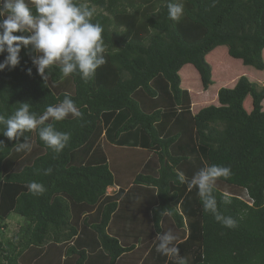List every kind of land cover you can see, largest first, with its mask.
Segmentation results:
<instances>
[{
	"label": "trees",
	"instance_id": "1",
	"mask_svg": "<svg viewBox=\"0 0 264 264\" xmlns=\"http://www.w3.org/2000/svg\"><path fill=\"white\" fill-rule=\"evenodd\" d=\"M74 2L104 29V66L87 80L79 69L64 77L59 64L41 75L38 52L28 44L15 67L0 70V116L27 103L39 119L65 98L81 113L49 118L12 140L0 124V229L12 214L25 220L19 243L0 242V264H21L36 249L45 264H123L135 244H123V229L107 232L119 207L122 225L130 221L133 232L149 213L158 234L168 217L187 228L168 264H264V0H182L179 21L168 18L169 0ZM9 55L5 45L0 65ZM49 125L71 136L61 153L39 138ZM130 137L141 142L130 146ZM21 144L28 148L18 150ZM122 160L140 166L126 183ZM211 164L231 170L212 195L234 228L206 214L197 190H188L191 177ZM33 181L43 193L29 191ZM131 185L153 189L151 209L137 201L141 191L126 190ZM111 187L118 192L108 196Z\"/></svg>",
	"mask_w": 264,
	"mask_h": 264
},
{
	"label": "clouds",
	"instance_id": "2",
	"mask_svg": "<svg viewBox=\"0 0 264 264\" xmlns=\"http://www.w3.org/2000/svg\"><path fill=\"white\" fill-rule=\"evenodd\" d=\"M35 6L36 15L26 0H2L0 8V53L7 45L10 54L6 64L0 65V70L10 64L15 67L19 63L18 54L21 45H34L35 49L42 53L40 59L35 61L41 75L45 69L59 64L64 77L69 76L79 69L83 78L87 80L93 76L97 69L104 66L107 61L100 55L103 53L104 29L100 23H92L93 11L77 6L74 0H31ZM168 18L179 21L184 15L182 0H169L167 4ZM31 32L29 37H21L14 33ZM264 56V50H262ZM31 74V70H29ZM71 114L80 117L81 113L71 99L65 98L57 105H49L39 119L30 112V105L24 103L15 111L14 115L5 118L0 116V124L5 127L3 135L9 140L15 139L24 132H32L38 125L52 118L55 121L64 120ZM39 138L56 153H61L69 144L71 136L69 133L54 131L49 125L39 131ZM2 144V142H0ZM28 145L17 146L18 150L27 149ZM230 169L216 164L206 165L197 171L188 182V190H197L203 210L211 214L216 222L227 228L236 227V221L231 217L222 216L217 211V200L212 195L216 182L221 177H228ZM50 172V169H49ZM181 182H184L183 172L179 173ZM29 191L33 194L43 193L42 184L35 181L27 184ZM225 204H230L228 197L223 198ZM158 235V234H157ZM159 236V235H158ZM160 249L165 253L172 252L179 255L178 248L168 249L167 244L174 237L165 234L161 237ZM181 264L184 261L181 260Z\"/></svg>",
	"mask_w": 264,
	"mask_h": 264
},
{
	"label": "rangeland",
	"instance_id": "3",
	"mask_svg": "<svg viewBox=\"0 0 264 264\" xmlns=\"http://www.w3.org/2000/svg\"><path fill=\"white\" fill-rule=\"evenodd\" d=\"M27 2V0H26ZM31 3V0L29 1ZM38 52V51H37ZM42 53L38 52V60L40 59ZM258 80H260V77H257ZM261 88H264V82H261V84H259ZM188 126V125H187ZM184 128L188 129L185 125ZM189 130V129H188ZM144 137V136H143ZM131 139V137H130ZM134 140L131 139L130 141V146H133V144L135 143V141L139 144L141 142L140 139H136L133 138ZM145 139V137H144ZM129 142V141H128ZM136 143V144H137ZM153 158L155 159L154 162L152 163H156L157 162V158L155 156H153ZM140 166H138L137 164H132L129 165L128 161L122 160L120 163V170H121V176L120 179L122 180L124 178V183L128 182V180L130 179L129 176L136 174V172H138ZM148 172H150V170H147ZM146 172V171H144ZM152 173V172H151ZM142 174H144L142 172ZM153 174H158L157 171L153 172ZM128 185V184H126ZM136 186L139 187V185H131V188L134 189ZM128 191V189H126ZM118 192V187H111L107 189V195L108 196H113L115 195V193ZM238 192V195L242 196L244 199L246 198L244 195H242V193L240 191H236ZM130 193V192H127ZM134 194V192H133ZM145 194V195H143ZM136 192V199H138L137 201H139V204L142 203V207L147 206V211L149 210L148 208L151 209V198L148 197V194L151 195V197H155L153 192H148V193H144L143 192ZM246 194V193H245ZM145 196V198H143ZM248 201V200H247ZM74 210V209H73ZM78 209H75L73 211L77 212ZM120 214H115L114 216H118ZM132 215V214H131ZM129 215V216H131ZM152 215V214H151ZM150 215V213L148 214V216L146 218L150 219L149 222H145L144 225L140 226L137 225V229L134 230V232L132 233L133 235L136 234V236H138L139 240L138 241H133L130 240L132 239V235H129L128 233L125 232L124 238H122V240L124 241L123 244L125 245H132L135 244V250L127 255H124V257L121 259V261L123 262V264H168V262L172 259V252H168L165 253V251L163 249H160V245L159 243H157L162 236H164L165 234H171L174 239L167 244L168 249H172L175 248V246L184 241L187 238L188 235V230L186 227L179 229L176 226V223L174 222V220L170 217H168L167 219H163V221L161 222V227H162V232L161 234L158 236L156 229L153 226V222H152V216ZM140 220V218H139ZM130 221H128L126 224H128ZM140 222V221H139ZM120 222L115 221V224L113 222L112 227H115V225L118 226ZM82 222H81V229H85L84 226H82ZM25 225V220L15 214H12L9 219L2 224L3 227H1L0 229V242L4 245L3 247H5L8 242L10 241L12 244L18 242V233L21 229L22 226ZM84 225V224H83ZM131 225V223H130ZM124 225H120L119 227H117L118 231L119 229H123ZM149 226V227H148ZM153 226V227H151ZM114 228H108L107 232L112 235V236H116L115 233H113ZM125 229V227H124ZM123 229V230H124ZM133 229V228H132ZM139 229V230H138ZM143 231V232H140ZM86 231V230H84ZM84 232L82 231L80 233V236H83ZM127 236H130V239H127ZM127 239V240H126ZM126 241H129V243H127ZM162 239H161V243H162ZM19 243V242H18ZM64 249V248H63ZM46 250H44L45 252ZM32 251L27 252V255L24 256V258H20L19 262L22 264L23 261H26L25 258H29V259H33L35 258V260H29V263L32 264H45V260H44V256L40 257V251L38 249H36V251ZM43 252V255H44ZM157 253H161L160 255H156ZM156 256V257H155ZM156 258V259H155ZM25 259V260H24ZM54 264H60V261H55L53 262ZM25 264V262L23 263Z\"/></svg>",
	"mask_w": 264,
	"mask_h": 264
},
{
	"label": "crops",
	"instance_id": "4",
	"mask_svg": "<svg viewBox=\"0 0 264 264\" xmlns=\"http://www.w3.org/2000/svg\"><path fill=\"white\" fill-rule=\"evenodd\" d=\"M133 187H134V185H133ZM128 189V191H130L131 192V190H133L132 188H131V186L129 187V188H127ZM135 191H136V189H138L139 191H141L142 192V194H143V192L144 193H148V192H153V189H151V190H148V188L147 187H145V186H141V185H139V187H137L136 188V186H135ZM144 195V194H143ZM148 197L149 198H152L151 197V195H149L148 194ZM119 209L121 210V207H119ZM118 211L116 214H120V215H118V216H113V219H112V222H111V224H110V228H114V229H117V227H119L120 225H122V223L123 222H125L124 220H123V222H122V219H124L123 217L125 216L124 215V213H121V211ZM127 214V213H126ZM115 221H117V222H120L119 224H118V226L117 225H115V227H112V225H113V222H114V224H115ZM128 222V221H127ZM126 222V223H127ZM127 226L125 227V226H123V229H124V227H125V232H127L128 230H129V233L131 234L132 232H133V230H132V228H133V226H131L130 224H126ZM143 224H141L140 226H142ZM149 227V226H148ZM151 227H153V226H151ZM141 232V231H140ZM143 232V231H142ZM158 235H160V234H158ZM157 243H159V245L161 244V239L157 242ZM161 253H157L156 255H160ZM156 257V256H155ZM156 259V258H155Z\"/></svg>",
	"mask_w": 264,
	"mask_h": 264
}]
</instances>
